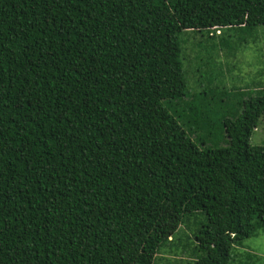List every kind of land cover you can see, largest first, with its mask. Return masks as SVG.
<instances>
[{
    "label": "trees",
    "instance_id": "obj_1",
    "mask_svg": "<svg viewBox=\"0 0 264 264\" xmlns=\"http://www.w3.org/2000/svg\"><path fill=\"white\" fill-rule=\"evenodd\" d=\"M257 27L264 0H0V264H155L180 224L178 264H264V85L204 82Z\"/></svg>",
    "mask_w": 264,
    "mask_h": 264
},
{
    "label": "rangeland",
    "instance_id": "obj_2",
    "mask_svg": "<svg viewBox=\"0 0 264 264\" xmlns=\"http://www.w3.org/2000/svg\"><path fill=\"white\" fill-rule=\"evenodd\" d=\"M263 27H257V31L262 29ZM256 31V33H257ZM225 33V31H224ZM234 34L237 33L233 32ZM215 37H201V33L197 31H184L179 35L180 45L181 47L184 46V54H187L191 48L190 44L194 46H198V58H212L216 53L222 52V45L221 40L226 39L227 34L218 35V30H216ZM258 37L254 42L255 48H261L260 46L264 47V29L260 30L258 33ZM236 40V39H235ZM249 39H246L248 42ZM185 43V44H184ZM233 47V46H232ZM243 49L241 52L236 56V58L231 59L230 61H224L223 64H218L217 66H211V70L205 79V83H210L211 85L214 84V88L218 91L222 89L223 86H236L242 88L251 89L249 87L252 83H258L260 85H264V48L262 49V58H238V56L246 53V56L249 57V46L244 45L241 46ZM256 54V52H255ZM187 56V55H186ZM261 61V64L259 63ZM236 63L237 65L233 67V64ZM194 65H196V59H194ZM187 79V83H189L188 76H185ZM193 88L192 86H190ZM250 141L252 144L264 145V117L262 118L260 126L257 130L251 135ZM264 155V151H263ZM198 214V213H197ZM195 214V215H197ZM193 215V216H195ZM189 217V221H195L194 217ZM204 216H200L197 221H202ZM196 221V222H197ZM192 227H195V224ZM185 224H180L179 228L177 229L176 236L174 235V244L175 245H164L161 249L155 254L159 257L155 260V264H178V261L174 262V257L171 254V249H179L176 245V241L180 240L182 242H187L184 238L183 231L185 229ZM184 229V230H183ZM190 231V230H189ZM194 231V230H193ZM193 231H190V237L193 236ZM182 237V238H180ZM180 238V239H179ZM194 239H190L192 241ZM250 247H256L257 250L264 253V233H260L257 237L248 238L245 242ZM171 248V249H170ZM181 250V249H180ZM181 254V255H180ZM178 259H187L190 260V257L187 255L186 250H182L181 253L175 255ZM155 258V257H154ZM186 261V262H187Z\"/></svg>",
    "mask_w": 264,
    "mask_h": 264
},
{
    "label": "clouds",
    "instance_id": "obj_3",
    "mask_svg": "<svg viewBox=\"0 0 264 264\" xmlns=\"http://www.w3.org/2000/svg\"><path fill=\"white\" fill-rule=\"evenodd\" d=\"M219 32V31H218Z\"/></svg>",
    "mask_w": 264,
    "mask_h": 264
}]
</instances>
